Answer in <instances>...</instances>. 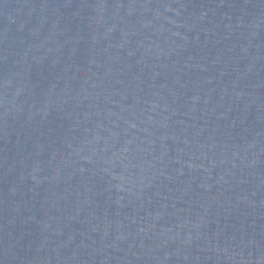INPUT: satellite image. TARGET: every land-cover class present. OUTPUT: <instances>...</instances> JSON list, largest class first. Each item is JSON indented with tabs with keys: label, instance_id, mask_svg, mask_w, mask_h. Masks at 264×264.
Returning a JSON list of instances; mask_svg holds the SVG:
<instances>
[{
	"label": "water",
	"instance_id": "95a60500",
	"mask_svg": "<svg viewBox=\"0 0 264 264\" xmlns=\"http://www.w3.org/2000/svg\"><path fill=\"white\" fill-rule=\"evenodd\" d=\"M0 264H264V0H0Z\"/></svg>",
	"mask_w": 264,
	"mask_h": 264
}]
</instances>
